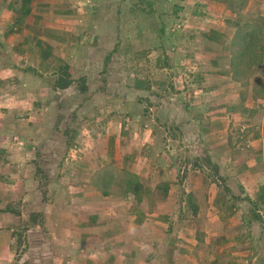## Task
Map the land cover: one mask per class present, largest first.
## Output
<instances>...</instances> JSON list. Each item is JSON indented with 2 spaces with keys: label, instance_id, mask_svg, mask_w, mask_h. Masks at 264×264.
<instances>
[{
  "label": "rangeland",
  "instance_id": "rangeland-1",
  "mask_svg": "<svg viewBox=\"0 0 264 264\" xmlns=\"http://www.w3.org/2000/svg\"><path fill=\"white\" fill-rule=\"evenodd\" d=\"M33 7L45 14L23 21H29L28 34L34 30L27 41L38 40L50 48L38 74L52 90L43 98L30 99L22 84L21 98L11 101L22 104L10 114L9 140L0 139V151L9 155L13 142L24 141L15 152L30 151L29 159L39 171L30 190H25L30 193L25 202L20 198L4 202L20 218L9 248L3 246L1 254L6 256L0 254V264H90L89 244L68 221L65 192L69 193L71 179L80 206L89 183L94 187L90 198L114 196L129 205L125 219L138 203L143 207L140 217L150 220V213L157 211L160 220L170 222L174 256H166L160 246V258L153 257L150 264H231L229 258L205 256L190 238L182 240L184 221L197 225L198 237L205 234V227L199 226L204 211L196 204V195L186 192L185 178L200 169L217 187L225 188L228 181L212 158V141H237L244 153L233 161L243 164L252 153L246 141L254 138L249 136L254 133L257 141L264 137V51L262 64L240 81L231 66L232 42L240 29L255 30L264 46V0H55ZM56 15H64L60 23ZM16 42L28 48L27 43ZM18 45L13 47L15 63L25 65L27 53L17 50ZM63 63L71 65L74 83L55 89ZM32 110L37 112L29 121ZM208 159L218 165V172ZM168 172L173 180L165 176ZM232 172L238 177L235 182L241 181L240 170ZM32 176L20 173V184L24 183L20 189ZM136 177L142 185L139 197L128 190ZM7 181L2 180L8 185ZM43 197L50 204L46 213L31 204ZM232 197L238 207L257 210V202L242 186L234 184ZM218 214L221 220L227 218ZM242 215L238 210L239 224ZM61 218L67 222L62 224ZM254 232L258 237L262 230ZM151 243L144 241L140 249L150 251ZM259 253L262 259L261 244ZM249 259L235 264H251Z\"/></svg>",
  "mask_w": 264,
  "mask_h": 264
},
{
  "label": "crops",
  "instance_id": "crops-1",
  "mask_svg": "<svg viewBox=\"0 0 264 264\" xmlns=\"http://www.w3.org/2000/svg\"><path fill=\"white\" fill-rule=\"evenodd\" d=\"M63 1L68 3L70 0ZM54 2L55 0H33L32 12L26 19H40L42 16L44 17L45 11H35L36 8L33 7L35 3L47 5V3L54 4ZM17 10L16 0H0V139L4 140L7 139L6 136L9 133L7 131L12 127L10 114L14 113L15 108H20L22 104L21 102H17L16 105H11L13 99L21 98L22 84L25 86V96H30V99L38 95L43 98L47 94H50L51 89L41 75L24 72L23 70L32 68L36 73H40L39 67L48 59L51 50L45 43L40 45L38 40L35 43L31 40L27 41L34 30L30 34L27 33L29 21L22 22V24L16 23L19 18ZM63 16L56 15L55 21L60 23V18H64ZM34 27L36 28V26ZM16 31H18L19 38L16 37ZM16 40L20 41V43H27L28 48H23V45L17 43ZM15 44H19L17 50L21 51L24 49L27 53L28 57L25 65L20 63L17 65L15 63L14 54L16 52L13 49ZM23 65L28 67H22ZM1 72H6L9 75L2 77ZM28 104L31 105V103ZM36 112L32 110L31 116L27 120L32 121V115ZM216 129L223 135L221 126L216 127ZM3 130L5 131L3 132ZM262 134L264 136V128H262ZM249 137V139L254 138L252 141H246L247 146L252 147V153L251 156H247L244 159L243 164L240 161L238 164L233 161L234 158L244 153L238 149L239 146H236L239 145L237 141H212V145L214 146L211 151L213 154L212 158L215 162H218L222 175L227 179L228 182L225 188L227 190L230 189L229 192H224L225 188L217 187L212 182L211 176L206 174L205 171H200V169H194L185 178L188 186L185 188L186 192L196 195V198H198L196 204L198 202L199 206H201L200 209L204 211V219L199 223V226L205 227V234L198 237L195 234L197 225L195 223L191 224L190 221H184L185 223H181L180 225L184 235L182 236V240L187 242L186 240H189L187 238H190L192 239V245L195 243L194 247L205 253V256L207 255L210 258H229V263L231 264L241 263L244 258L249 257L251 264H264V253L262 259H259L260 244L264 251V137L259 138V141L255 139L254 133ZM15 138H19L18 135H15ZM21 144L24 145V141L13 142L14 148L9 151V155H4V151H0V171H3L0 176L4 175V177L0 178V228H2L0 230V254L5 251L3 246H8L9 248L10 240L14 239V226L19 223L20 218L16 216L15 211L17 212V210H14L12 205H6L5 207L4 202L5 204H10L11 202H15L16 198H20L25 202L26 197L28 199L30 195L25 190H30V181L32 183L33 180L31 179L38 176L37 172L39 171V168L36 169L37 167L34 165L33 159H29L32 158L29 155L30 151L27 150L29 153L25 152L22 154L17 153L18 151L15 152L21 148ZM31 144L33 143H30V146ZM4 163L5 167L3 166ZM246 168H249L251 172L246 170ZM233 169L240 170L241 175L239 176L241 181L239 179L238 182H235L238 177H234ZM20 173H30V175H33L27 181L26 185L28 188L24 187L20 189L19 186H24V183L20 184ZM168 174L170 175L165 176L173 180V173L168 172ZM5 177L9 179L7 181L8 185L2 182ZM234 184L236 187L242 186L248 196L257 202V210L250 209L249 211L248 209L246 210V205L238 207V203L233 202L232 193H234ZM66 189L69 191V193L65 192V194L70 204L68 207L70 219L68 221L71 227L75 228L77 235L89 244L90 264H150L153 257H156L155 260L160 258L158 253L160 246L161 250L166 251V256L168 255V257L173 258L175 247L170 230V222L168 220L165 222L160 220L157 211L150 213V220L147 217H140L143 207L137 203L133 207L134 213L125 219L124 217H127V215H124L126 213L125 210L129 205H126L124 202L121 203L114 196H101L103 201L100 202L101 197L90 198V190L94 191V187L89 183L84 188L87 195L84 196V202L81 206L76 201L77 195L75 190L77 188L72 179ZM6 195L7 197H5ZM95 200H98L99 203H96ZM193 202L195 203V201ZM31 204L37 205L40 208L38 210L45 213L50 206L44 197L40 201H34ZM35 207L33 206V208ZM62 207L63 205L59 208ZM52 210L55 211V214L58 213L59 215L66 213L65 211H61V209L58 211L56 209ZM79 210L82 211L80 212ZM238 210L243 214L240 224L238 223L239 219H236ZM251 211L253 215H251ZM80 213L81 215H78ZM217 213H219L218 215H227V218L221 220L217 217ZM167 214L169 213L167 212ZM3 219H7L6 223H4ZM60 220L62 224L67 222L64 218ZM4 224L6 225L5 227L3 226ZM237 226L239 227L238 229ZM252 229L255 232L257 230H262V232L258 237H255L251 233ZM144 241L152 242L150 251L140 249V247L143 248L141 245ZM185 252L188 253V250L185 249ZM5 256L1 254V258H5Z\"/></svg>",
  "mask_w": 264,
  "mask_h": 264
},
{
  "label": "trees",
  "instance_id": "trees-1",
  "mask_svg": "<svg viewBox=\"0 0 264 264\" xmlns=\"http://www.w3.org/2000/svg\"><path fill=\"white\" fill-rule=\"evenodd\" d=\"M32 1L33 0H16V2L20 4V7L17 8L19 14V18L16 21L17 24H22V22L27 18V16H29V14L32 12ZM256 25L257 24H254V26ZM257 34L258 33L255 30L249 32L240 29L233 39V55L231 60V66L233 75L238 81L241 80L243 74H247L248 70H254L256 66L262 64L264 46L259 44ZM23 70L24 72L38 74L32 68H26ZM73 83V69L70 64L63 63L60 66V75L55 80L54 88L67 89L72 86ZM82 87L83 90H86L85 85H82ZM208 163H210V165H213L210 159H208ZM213 167L214 170L218 172V165L214 164ZM129 184L130 186L128 187V190L134 193L136 197H139V192L142 185L138 181L137 177L135 178V180L133 179L132 183ZM18 234H20L19 239L21 241L22 235L21 233Z\"/></svg>",
  "mask_w": 264,
  "mask_h": 264
}]
</instances>
